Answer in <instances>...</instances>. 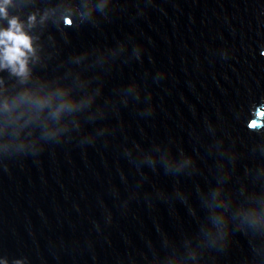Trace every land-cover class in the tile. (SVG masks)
Wrapping results in <instances>:
<instances>
[{"label":"water","instance_id":"obj_1","mask_svg":"<svg viewBox=\"0 0 264 264\" xmlns=\"http://www.w3.org/2000/svg\"><path fill=\"white\" fill-rule=\"evenodd\" d=\"M9 11L37 20L26 74L0 70V255L264 264V0Z\"/></svg>","mask_w":264,"mask_h":264},{"label":"clouds","instance_id":"obj_2","mask_svg":"<svg viewBox=\"0 0 264 264\" xmlns=\"http://www.w3.org/2000/svg\"><path fill=\"white\" fill-rule=\"evenodd\" d=\"M15 0H0V70H10L18 76L26 74V63L29 55L33 53V37L25 30L27 24L31 27L35 24L37 17L30 14L27 20H21L19 16L10 14V8L13 7ZM47 13L41 16V20L46 18ZM67 22V21H65ZM163 74H161L162 76ZM67 105H61L66 107ZM7 107V105H5ZM264 105H259V112L253 119L258 123L252 125V130L259 126L264 128V113L260 111ZM0 264H27L26 259L16 258L9 260L6 256L0 255Z\"/></svg>","mask_w":264,"mask_h":264}]
</instances>
